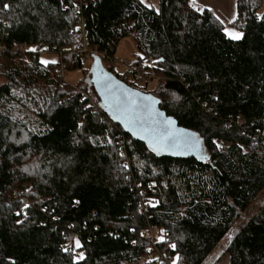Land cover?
Masks as SVG:
<instances>
[{
    "label": "trees",
    "instance_id": "trees-1",
    "mask_svg": "<svg viewBox=\"0 0 264 264\" xmlns=\"http://www.w3.org/2000/svg\"><path fill=\"white\" fill-rule=\"evenodd\" d=\"M146 4L0 0V264H155L152 251L160 264H202L260 199L264 0H236L237 41L191 0ZM81 23L112 75L107 61L133 38L130 70L114 76L196 134L203 159L158 157L110 119L86 81L63 82L61 64L89 75L92 62L77 55ZM40 52L59 60L42 64ZM149 59L157 81L145 92ZM225 253L228 264H264V198Z\"/></svg>",
    "mask_w": 264,
    "mask_h": 264
},
{
    "label": "water",
    "instance_id": "water-1",
    "mask_svg": "<svg viewBox=\"0 0 264 264\" xmlns=\"http://www.w3.org/2000/svg\"><path fill=\"white\" fill-rule=\"evenodd\" d=\"M89 75L90 79L87 84L93 88L96 96L99 98L100 106L104 109V112L109 115L110 119L133 140L144 144L149 151L156 154L158 157L171 159L195 158L197 160L204 158L205 148L202 140L189 130L179 127L173 118L166 116V114L160 110L159 102L154 96L149 93L133 89L122 83L102 66L97 56H92ZM105 81H108V83L112 86V92H108L106 90L104 85ZM114 94L130 97L138 104L150 105L151 112L148 110L140 111V115L143 117L142 125H134L127 122V118L123 116L121 112L118 111L112 104L111 98ZM146 97H150L151 99L146 100ZM152 101H155V103H152ZM168 120H172L174 122L172 129H174L177 134H182L185 139L191 142L192 146L184 147L178 150H174L172 147L160 148L158 151L153 150L155 144H150V141H153V137L159 134L163 127H167L166 121Z\"/></svg>",
    "mask_w": 264,
    "mask_h": 264
},
{
    "label": "rangeland",
    "instance_id": "rangeland-1",
    "mask_svg": "<svg viewBox=\"0 0 264 264\" xmlns=\"http://www.w3.org/2000/svg\"><path fill=\"white\" fill-rule=\"evenodd\" d=\"M152 5H156V0H150ZM191 3L194 7L199 9H208L216 19L220 22L222 25V30L225 34V36L231 40L237 41L240 40L242 37V31L240 26L238 24L234 23L236 18V0H191ZM262 12V8L258 10L257 14L260 15ZM225 29H227L229 32H236L240 34L239 39H232L230 35H226ZM136 48H135V42L133 38L131 37H125L121 39L116 47L115 52V59L116 63L115 66L119 69L118 66H122V64L130 63L134 57L136 56ZM59 55L54 53H45L40 52L38 55V59L41 62L44 61H55L57 62L59 60ZM92 62V60H88L85 65ZM63 82L67 85L74 87L76 84H78L80 81L84 83L85 81L88 82L90 79V75H88V72L82 71L80 69H66L63 72L62 75ZM2 82V79L0 78V83ZM156 83L149 82L147 89L145 92H150L152 88L154 87ZM89 88H92L90 85H88ZM141 91V90H139ZM94 96V95H93ZM260 199H258L256 202L252 203L249 207L246 214L239 219L233 226V228L230 230V232L222 239L220 242H218L215 246V248L212 250V252L208 255V257L204 260L202 264H228L229 262V256L227 253H225V248L227 244L229 243L230 239L232 238L235 231H237L244 223V221L256 210V208L259 206L260 202L264 198V191L259 196ZM153 236H155L154 233L149 236L148 244L152 243ZM152 238V239H151ZM149 248H151L149 246ZM123 264H131V263H123ZM134 264H143L142 260H140L138 263Z\"/></svg>",
    "mask_w": 264,
    "mask_h": 264
},
{
    "label": "snow or ice",
    "instance_id": "snow-or-ice-1",
    "mask_svg": "<svg viewBox=\"0 0 264 264\" xmlns=\"http://www.w3.org/2000/svg\"><path fill=\"white\" fill-rule=\"evenodd\" d=\"M141 3L144 4L145 0H141ZM146 7H152L150 4H146ZM7 9L9 6L4 5ZM226 35H230L232 39H239L240 34L236 32H229L225 29ZM42 64L55 63V61H41ZM105 88L108 92H112V86L108 81L104 82ZM112 104L113 106L121 112L123 116L127 118V122L134 125H142L143 117L140 115V111L148 110L151 112L150 105L147 104H138L136 101L132 100L130 97L121 96L119 94L112 95ZM146 100H150V97H146ZM155 103V101H152ZM116 118V117H114ZM167 127H163L159 134L153 137V141H150V144L154 143L155 147L153 150L158 151L160 148L172 147L174 150H178L184 147H190L191 142L183 137L182 134H177V132L172 129L174 122L172 120L166 121ZM172 129V130H170ZM219 147V145H217ZM28 207V205H25ZM77 247H79V241H76ZM80 259H83V256H80ZM175 264V262H173Z\"/></svg>",
    "mask_w": 264,
    "mask_h": 264
},
{
    "label": "built area",
    "instance_id": "built-area-1",
    "mask_svg": "<svg viewBox=\"0 0 264 264\" xmlns=\"http://www.w3.org/2000/svg\"><path fill=\"white\" fill-rule=\"evenodd\" d=\"M79 1L81 2L83 0H79ZM78 33L81 36V46H80V48L77 51V55L81 58L83 64L87 63L88 60H92V56L101 57L102 55L98 51H96V50H88L87 49V41L85 39V34L86 33H85V30L83 28L82 23L79 26V32ZM24 49H25V44L15 45V50L16 51L21 52ZM6 50H7L6 47L3 44L0 43V53H5ZM107 63H108L107 65H113V64L116 63V59L109 60V61H107ZM129 64L130 63L122 64V66H118L119 69L117 68V66H115V68H114L115 69V73L114 74L116 75L117 73H120L122 70H125V69L126 70H130ZM146 64L148 66H150V68L145 73L144 77L146 78L147 81L154 83V82L157 81V76H156V73H155L154 69L152 68L153 60L152 59L147 60ZM139 67H141V66L139 65ZM65 68H66L65 64H61L57 68V72H58V74H59L61 79H62L63 72L65 71ZM219 143L221 145L223 144L221 141H219ZM120 152H123L122 148H120ZM144 209H145V205L144 206H140L139 209H138L139 213H142L144 211ZM150 261L154 262L155 264H160L161 257L159 256V254L156 251H152V253L150 254Z\"/></svg>",
    "mask_w": 264,
    "mask_h": 264
}]
</instances>
